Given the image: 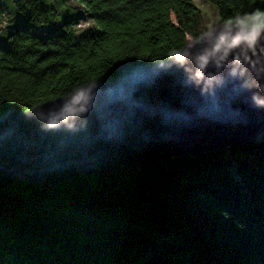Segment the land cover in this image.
<instances>
[{
	"label": "trees",
	"instance_id": "trees-1",
	"mask_svg": "<svg viewBox=\"0 0 264 264\" xmlns=\"http://www.w3.org/2000/svg\"><path fill=\"white\" fill-rule=\"evenodd\" d=\"M44 1L0 0V116L153 67L216 25L264 24V0H202L214 22L193 0ZM0 264H264V131L150 169L10 183Z\"/></svg>",
	"mask_w": 264,
	"mask_h": 264
},
{
	"label": "water",
	"instance_id": "water-1",
	"mask_svg": "<svg viewBox=\"0 0 264 264\" xmlns=\"http://www.w3.org/2000/svg\"><path fill=\"white\" fill-rule=\"evenodd\" d=\"M264 131V24H220L166 61L0 116V190L154 168Z\"/></svg>",
	"mask_w": 264,
	"mask_h": 264
},
{
	"label": "rangeland",
	"instance_id": "rangeland-1",
	"mask_svg": "<svg viewBox=\"0 0 264 264\" xmlns=\"http://www.w3.org/2000/svg\"><path fill=\"white\" fill-rule=\"evenodd\" d=\"M194 1V3L199 7V8H201L202 10H204V11H206L207 12V14H208V17L210 18V20L212 21V22H214L215 21V12L213 11V9L208 5V4H206L204 1H202V0H193ZM45 3H48L47 2V0L46 1H44ZM73 4L74 5V1L73 0H64V5L67 7V8H69V6L68 5H71V4ZM63 4H59V5H57V7L59 8V10H60V12H59V16H58V19H60V18H62L63 16H64V14L62 15V13H67V9H65V10H63V6H64ZM75 6V5H74ZM77 6V10H78V12L77 13H79V14H83V12H82V9L78 6V5H76ZM62 9V10H61ZM62 12V13H61ZM69 12V11H68ZM71 12H74V10H71ZM85 25H87V21L83 18L81 21H79V26H85Z\"/></svg>",
	"mask_w": 264,
	"mask_h": 264
}]
</instances>
